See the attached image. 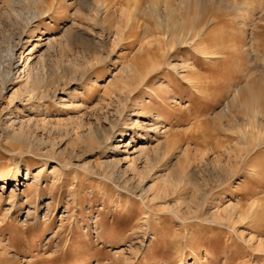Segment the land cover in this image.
Returning <instances> with one entry per match:
<instances>
[{
  "label": "rangeland",
  "instance_id": "374dc122",
  "mask_svg": "<svg viewBox=\"0 0 264 264\" xmlns=\"http://www.w3.org/2000/svg\"><path fill=\"white\" fill-rule=\"evenodd\" d=\"M114 1L0 0V264H264V0Z\"/></svg>",
  "mask_w": 264,
  "mask_h": 264
},
{
  "label": "bare ground",
  "instance_id": "6f19581e",
  "mask_svg": "<svg viewBox=\"0 0 264 264\" xmlns=\"http://www.w3.org/2000/svg\"><path fill=\"white\" fill-rule=\"evenodd\" d=\"M24 1V0H23ZM34 1H36L37 3L38 2H41L42 0H33V2ZM112 1H114V0H112ZM119 1V0H118ZM118 1H114V3L115 2H118ZM136 1V0H135ZM145 1V0H144ZM143 1V3L140 5V7L137 9L138 10V12H139V14H141V15H143V16H145V17H147V19H149L151 22H152V25H150V24H148V23H143V30H144V32L145 33H149L150 32V35H151V37L152 36H160L161 37V39H156L157 40V44H158V48L160 49V50H163L164 49V47H167V50H169V49H171V47H173V45L176 43V42H180V43H185V42H187L186 41V38H185V36H183V35H181V34H176V26H177V23L175 22V23H173V22H170L171 21V17L175 14V6L173 7L172 5H169V3L167 4V3H164V4H162V5H160L159 3H158V0H148V1H150V2H144ZM31 2V1H30ZM94 2V1H93ZM11 3H12V1H11ZM14 3H15V1H14ZM180 3H183V0H181L180 1ZM115 4H117V3H115ZM95 5H96V3H95ZM121 5V4H120ZM78 10V9H77ZM100 9H99V6L98 5H96L95 7H94V9L92 10V11H94V13H96L97 14V12L99 11ZM34 11V10H33ZM36 12V11H35ZM76 12V11H75ZM180 12V11H179ZM33 13V12H32ZM34 14V13H33ZM37 13H35V15H36ZM45 14V13H44ZM29 15V14H28ZM35 15H32V17H30V18H34L35 19ZM38 16V15H37ZM36 16V17H37ZM95 16V15H94ZM179 16V15H178ZM29 17V16H28ZM175 17H176V15H175ZM174 17V18H175ZM91 18H93V17H91ZM98 18V16H96V19ZM102 18V17H101ZM96 19H94V20H96ZM134 19V18H133ZM140 19V18H139ZM32 20V19H31ZM30 20V21H31ZM174 20V19H173ZM100 21V20H99ZM15 22V21H14ZM24 22V21H23ZM26 22H29V21H25V23ZM183 21H180V23H182ZM98 23V22H97ZM129 23V22H128ZM127 23V24H128ZM138 23V22H137ZM179 23V22H178ZM94 24V23H93ZM22 25V24H21ZM25 27V26H24ZM178 27V26H177ZM201 27V26H200ZM130 28V27H129ZM204 28V27H203ZM24 29V28H23ZM189 30L191 31V32H193L194 34L193 35H195V36H197L198 35V33H199V29H198V31L195 29V28H193L192 26H190L189 27ZM202 30V29H201ZM24 32V31H23ZM202 32V31H201ZM103 33V32H102ZM22 31L21 32H19L18 34H17V36H16V38H17V41H19L20 43H21V40H22ZM30 34V33H29ZM29 34H27V35H29ZM33 34V33H32ZM116 36L118 37V33H116ZM115 36V37H116ZM121 36V35H120ZM109 37V36H108ZM116 37V38H117ZM148 37V36H147ZM114 38V37H113ZM119 38V37H118ZM158 38V37H157ZM120 39V38H119ZM148 40H150V39H148ZM16 41V40H15ZM24 41H26V40H24ZM30 40L28 39L27 40V43L29 42ZM50 41V39L49 38H46V39H44V41L43 42H41V43H39V42H37L36 44H34L33 46H31V48L27 51V55H26V62H25V64H23V60H22V53L21 54H16V51L12 48H10L11 50H10V55H9V57H8V59H9V61H12L11 62V64L9 63V66L10 65H13V70L15 71V72H19V73H23L24 71H25V68H26V66L28 65L27 64V62H29L30 63V67H33L34 66V64L36 65V62H38V61H40L41 59H43V54L42 53H36V52H38L39 51V49H38V46L39 45H44V44H47L48 42ZM194 40L192 39L191 41H189L190 43L191 42H193ZM18 42V43H19ZM23 42V41H22ZM151 42V41H150ZM17 43V42H16ZM24 43V42H23ZM147 43H149V42H147ZM190 43H188V44H190ZM15 44V43H14ZM13 45V44H12ZM19 44H17V46H18ZM14 46V45H13ZM23 46V45H22ZM151 46V45H150ZM14 47H16V46H14ZM163 52H164V50H163ZM165 54V53H164ZM130 67H132L133 65H129ZM11 67V66H10ZM130 67H128L129 69H130ZM184 66H182L181 65V68H183ZM177 67H175V70H177L176 69ZM28 69V68H27ZM126 69H127V67H126ZM179 70V69H178ZM30 71V70H29ZM31 72V71H30ZM180 72V71H179ZM38 79V78H37ZM29 80V79H28ZM33 80H35V79H33ZM53 80V79H52ZM39 81H41V80H39ZM33 83H32V85H31V88L30 89H32L33 91L40 85L39 84V82L38 81H32ZM28 83H29V81H28ZM31 83V82H30ZM29 83V84H30ZM41 83V82H40ZM48 84V83H47ZM47 84H45V85H47ZM40 87V86H39ZM3 89H5V88H2L0 91H2ZM125 89V88H124ZM27 90H28V88H27ZM37 91V90H36ZM1 93V92H0ZM121 93V92H120ZM247 93L249 94V96L251 97L250 99L251 100H253L254 99V92L252 91V90H248L247 91ZM34 94V93H33ZM248 100V99H247ZM256 102V101H255ZM122 106V105H121ZM253 117H257L258 116V110L257 109H254L253 110ZM224 113V112H223ZM260 115V114H259ZM249 120V119H248ZM13 125V124H12ZM262 128V127H261ZM247 130V129H246ZM242 132V131H241ZM243 132H245V131H243ZM14 180H16V178L14 177ZM37 180H38V177H35V176H33L32 177V182L31 183H36L37 182ZM1 188H4V186H2ZM0 188V189H1ZM17 187H16V184H14V186L12 187V189H11V195H10V197H9V199H7V202L8 203H6V204H8L9 205V207H7V208H5L4 209V211H5V213L6 214H8L10 211H11V208L12 207H14V206H16L17 204L15 203L16 202V197L19 195H22V194H18V192H17ZM26 200L28 201V199H29V197H28V194H26ZM20 198V197H19ZM3 200H2V198L0 197V204H1V202H2ZM1 206V205H0ZM3 211V212H4ZM30 210L29 209H27V215H29V212ZM4 224H2L1 226H0V232L5 228V226H3ZM0 242H1V238H0ZM264 248V247H263ZM1 253V252H0ZM2 254H3V252H2Z\"/></svg>",
  "mask_w": 264,
  "mask_h": 264
}]
</instances>
